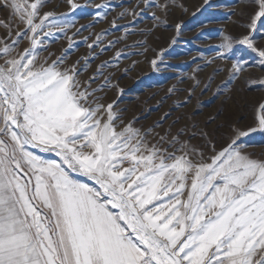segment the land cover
Listing matches in <instances>:
<instances>
[{
  "label": "snow or ice",
  "instance_id": "6c2138e0",
  "mask_svg": "<svg viewBox=\"0 0 264 264\" xmlns=\"http://www.w3.org/2000/svg\"><path fill=\"white\" fill-rule=\"evenodd\" d=\"M151 2L142 0L145 7ZM247 2L246 34L238 40L222 35L209 63L239 43L257 55L264 71V45L256 43L264 30V0ZM63 3L67 12L58 13L48 0H0L8 11V20L0 21L6 29L0 38V264H264V157L249 153L243 142L264 133V97L252 124L239 127L238 117L219 148L206 132L203 145L191 144L184 129L168 128L150 140L151 129L125 124L117 101L97 94L113 86L109 77L92 87L104 65L81 78L91 52L83 64L80 58L67 61L72 37L55 59L41 55L49 40L73 27L68 15L81 5ZM102 7L107 5H95ZM157 7L167 13V0ZM128 15L139 13L119 14ZM13 20L19 30L13 31ZM112 25L117 27L115 18ZM175 28L179 35L181 23ZM98 41L99 34L88 49ZM164 51L150 62L153 67ZM226 71L213 95L237 80L264 86V75H245L240 61ZM211 83L210 76L201 95ZM198 86L189 89L185 103ZM221 114L218 109L207 122Z\"/></svg>",
  "mask_w": 264,
  "mask_h": 264
},
{
  "label": "rangeland",
  "instance_id": "374dc122",
  "mask_svg": "<svg viewBox=\"0 0 264 264\" xmlns=\"http://www.w3.org/2000/svg\"><path fill=\"white\" fill-rule=\"evenodd\" d=\"M76 2L81 7L68 15L73 27L67 29L66 34H57L55 39L49 40L47 51H42L41 55L53 53L52 58L55 59L68 47L67 37H72L73 45L67 57L69 63L80 58L83 64L84 58L89 57L91 52L94 58L89 59L81 78L93 75L97 66L104 65L101 68L103 75L97 77L92 87L101 85L104 77H109L113 86L97 94L103 97L104 102L117 101L115 110L125 124L133 121L135 128L142 131L151 129L150 140L156 133L163 134L168 128L173 133L177 129H184L183 137L193 145H203L201 133L206 132L218 148L227 142L230 135L228 125L236 123L238 117L242 119L237 126L252 124L257 101L264 97V86L257 82L249 87L243 80H237L233 85L222 86L221 94L213 93L226 78V70L233 61L245 64V75L251 74L255 78L264 75L257 65V55L246 45L236 43L225 58L209 63L217 56L222 35H230L238 40L246 34L247 29L243 25L247 22V13L251 11L247 0H209L199 12L196 10L204 0H167V13L157 7L166 0H152L150 7H145L142 0ZM96 4L107 7L96 9ZM176 5H183L187 11ZM48 8L58 13L67 12L63 0H48ZM126 9L135 10L139 16L135 19L130 15L120 17L119 14ZM97 11L106 12V18H98ZM152 13L160 17L159 22L154 21ZM114 18L117 27L112 25ZM7 20L8 11L0 8V21ZM12 23L13 31L19 30L15 27L16 21ZM177 23L182 25L179 35L175 28ZM77 29H80L79 34H75ZM97 34L100 41L89 50L87 45L96 40ZM5 35L6 29L0 27V38ZM174 36L176 41L172 44ZM85 37L88 39L85 40ZM256 43L264 45V30L256 34ZM24 46L25 43H21L19 47ZM161 49L165 50L162 59H158L153 67L150 62ZM118 52L120 56L117 58ZM217 68L221 71L213 75V69ZM194 69L198 70L194 72ZM210 76L211 86L201 95V89ZM197 81L199 86L195 87L194 94L185 103L189 89ZM169 88L175 90L169 93ZM229 88L232 90L229 91ZM118 89L123 90L119 95ZM218 109H222V114L215 121L207 122ZM166 113L167 118L161 120ZM178 118V122L173 123ZM221 124L223 127H219ZM243 142L249 153L264 157V133H253Z\"/></svg>",
  "mask_w": 264,
  "mask_h": 264
}]
</instances>
